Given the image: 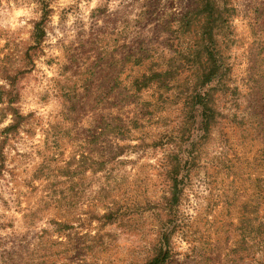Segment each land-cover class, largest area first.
Returning <instances> with one entry per match:
<instances>
[{
    "label": "rangeland",
    "instance_id": "rangeland-1",
    "mask_svg": "<svg viewBox=\"0 0 264 264\" xmlns=\"http://www.w3.org/2000/svg\"><path fill=\"white\" fill-rule=\"evenodd\" d=\"M208 2L0 0V264H264V0Z\"/></svg>",
    "mask_w": 264,
    "mask_h": 264
},
{
    "label": "trees",
    "instance_id": "trees-1",
    "mask_svg": "<svg viewBox=\"0 0 264 264\" xmlns=\"http://www.w3.org/2000/svg\"><path fill=\"white\" fill-rule=\"evenodd\" d=\"M205 1L208 2L209 0H205ZM215 71H216L215 68H211L207 72L203 71V73L201 75V83L206 84L210 80V78L213 77V75L215 74ZM168 76H170V71H164L162 73L153 71V72L149 73L148 75H142L141 76V80L139 82L136 81L135 84L137 85V87H140V86L146 85L147 83H149L152 80H155V82H157L158 78H165V77H168ZM159 83L162 84V82H159ZM161 84H158V86L159 87H165V86H163ZM203 111H204V109H203ZM12 113H13V117H14L13 118V121H14L13 125H16L17 121H15L14 119H16V117L18 118L19 116L15 112H12ZM205 118H206V113H205ZM13 125H11L9 127L7 126L4 129L11 130V128L14 127ZM165 254H167V252L162 253L161 256H157V257L155 256L147 264H163L164 263Z\"/></svg>",
    "mask_w": 264,
    "mask_h": 264
}]
</instances>
